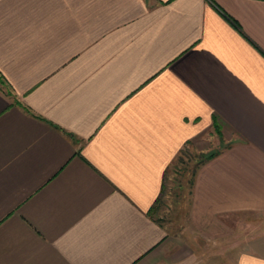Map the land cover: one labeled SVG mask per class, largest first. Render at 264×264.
Listing matches in <instances>:
<instances>
[{
    "label": "crops",
    "instance_id": "1",
    "mask_svg": "<svg viewBox=\"0 0 264 264\" xmlns=\"http://www.w3.org/2000/svg\"><path fill=\"white\" fill-rule=\"evenodd\" d=\"M0 264H264V0H0Z\"/></svg>",
    "mask_w": 264,
    "mask_h": 264
},
{
    "label": "rangeland",
    "instance_id": "2",
    "mask_svg": "<svg viewBox=\"0 0 264 264\" xmlns=\"http://www.w3.org/2000/svg\"><path fill=\"white\" fill-rule=\"evenodd\" d=\"M192 163L193 161L188 160L187 157L175 171L169 169L167 172L165 188L156 206L155 214L169 230L175 228L177 231L181 228L184 212L183 196L188 187V174L184 172V169ZM184 173L185 175H183ZM217 255L219 258L222 257L224 262L234 260L235 256V254L231 253ZM197 256H200L201 260H210L215 258L216 254L207 252L205 254H197Z\"/></svg>",
    "mask_w": 264,
    "mask_h": 264
},
{
    "label": "trees",
    "instance_id": "3",
    "mask_svg": "<svg viewBox=\"0 0 264 264\" xmlns=\"http://www.w3.org/2000/svg\"><path fill=\"white\" fill-rule=\"evenodd\" d=\"M209 155H210V154L206 155L205 157H209ZM183 160H184V159H183V156H179V158H178L177 161H176V162H177V163H176V166H178V162H179V163H183ZM189 167H190V166H189Z\"/></svg>",
    "mask_w": 264,
    "mask_h": 264
}]
</instances>
